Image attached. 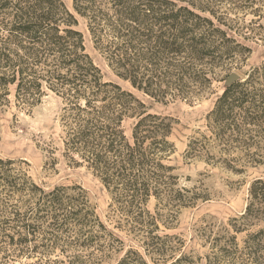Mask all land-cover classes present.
<instances>
[{
	"label": "trees",
	"instance_id": "1",
	"mask_svg": "<svg viewBox=\"0 0 264 264\" xmlns=\"http://www.w3.org/2000/svg\"><path fill=\"white\" fill-rule=\"evenodd\" d=\"M249 13L256 19L246 22ZM78 17L118 77L157 102L192 103L251 53L237 36L247 39L248 26L264 19V0H73V11L63 0H0V107L10 102V86L27 108L52 91L61 100L62 154L103 184L115 226L140 238L153 264H196L184 252L164 258L168 246L157 234L160 204L173 217L199 198L180 186L169 162L176 119L151 112L132 91L104 79ZM206 119V131L190 137L186 159L235 174L264 166V62L227 83ZM239 220L238 232L264 221V178L250 183ZM123 249L81 185L45 189L0 157V264L19 255L40 264H66L61 255L69 264H101ZM221 255L231 264H264V227L248 232L243 247L232 235L207 264H224ZM114 264L151 263L129 247Z\"/></svg>",
	"mask_w": 264,
	"mask_h": 264
},
{
	"label": "rangeland",
	"instance_id": "2",
	"mask_svg": "<svg viewBox=\"0 0 264 264\" xmlns=\"http://www.w3.org/2000/svg\"><path fill=\"white\" fill-rule=\"evenodd\" d=\"M63 1L73 11V0ZM78 19L77 29L84 33L87 51L102 69L104 79L117 82L123 88L132 91L145 102L151 112L170 115L176 119L171 135L176 150L169 162L176 167L175 173L180 176V186L190 189L189 195L194 194L199 198L193 204L181 207L173 217L169 208L159 205L157 234L168 246V251L163 257L170 261L171 255L177 256L184 252L196 264H207L208 256L212 255L213 251H219L232 235L236 236L238 245L243 247L248 232L264 227V221L255 220L249 230L238 232L235 229V225L241 224L239 217L248 204L249 185L255 178H264V166L249 167L246 173L235 174L221 166L184 157L190 137L206 131V116L214 107L217 96L222 93L227 79L215 80L212 89L192 103L181 99L169 100L166 103L157 102L114 73L101 54L95 50L85 21L80 17ZM251 19L256 17L247 14L245 21L249 22ZM248 30L247 39L241 35L237 36L240 42L251 48V53L245 61L238 60L232 66L231 73L238 74L239 78L244 77L251 67L264 62V19L249 25ZM254 33L257 35H252ZM10 90V102L0 107V157L14 160L16 168L25 171L35 183L45 189L55 185L77 184L87 191L88 198L100 219L124 243L123 250L112 251L101 264L116 263L129 247L137 249L149 263L153 264L151 255L146 253L140 238L115 226L117 218L111 215L109 210L111 197L100 180L86 165L70 164L63 156L59 122L60 98L52 91H47L39 104L27 108L17 104L14 96L15 86H10ZM132 122V119L125 122L128 129ZM156 205L157 201L154 198L148 203V209L153 214L157 211ZM166 235L170 238L166 239ZM2 246L12 250L10 245ZM152 256L159 257L158 254ZM52 257L55 258L56 255ZM60 258L69 264L65 256L61 255ZM229 258L221 255L224 264H231ZM162 262L159 261V264ZM5 264L40 263L34 257L19 255L8 259ZM41 264L48 263L43 261Z\"/></svg>",
	"mask_w": 264,
	"mask_h": 264
},
{
	"label": "water",
	"instance_id": "3",
	"mask_svg": "<svg viewBox=\"0 0 264 264\" xmlns=\"http://www.w3.org/2000/svg\"><path fill=\"white\" fill-rule=\"evenodd\" d=\"M238 78H239L238 74H236V73H231V74L229 75L228 79H227V83H230V82H232V81H234V80H236V79H238Z\"/></svg>",
	"mask_w": 264,
	"mask_h": 264
}]
</instances>
